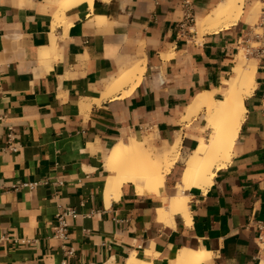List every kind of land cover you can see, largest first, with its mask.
Returning a JSON list of instances; mask_svg holds the SVG:
<instances>
[{
    "label": "crops",
    "instance_id": "0c3cea01",
    "mask_svg": "<svg viewBox=\"0 0 264 264\" xmlns=\"http://www.w3.org/2000/svg\"><path fill=\"white\" fill-rule=\"evenodd\" d=\"M61 1L0 0V264H128L134 252L174 264L180 248L209 252L200 264H263V58L250 57L257 87L230 161L207 190H187L191 222L158 214L183 159L161 195L125 182L105 196L106 158L121 140L160 153L181 139L184 158L208 137L206 108L185 117L201 94L225 99L243 46L264 41V23L251 24L256 0L207 32L193 28L224 0H188L196 21L184 30L185 0H94L56 22ZM135 62L145 65L137 86L104 97L106 82ZM68 209L77 214L58 234Z\"/></svg>",
    "mask_w": 264,
    "mask_h": 264
},
{
    "label": "bare ground",
    "instance_id": "6f19581e",
    "mask_svg": "<svg viewBox=\"0 0 264 264\" xmlns=\"http://www.w3.org/2000/svg\"><path fill=\"white\" fill-rule=\"evenodd\" d=\"M83 3L93 6L94 0H62L60 11L55 16L56 22H62L68 10ZM261 3H263L261 0H256L253 4L252 26L260 23ZM244 12L245 0H224L217 9L199 20L197 27L193 29L200 32L219 31L236 23ZM242 49L238 54L234 75L227 80L229 88L225 99L215 100L212 96L201 94L185 117L190 119L206 108L209 118L207 125L210 130L208 137L203 136L199 140V145L186 158L182 156L181 139L170 149L162 150L160 153H154L136 138L130 141L121 140L113 146L106 158L110 169L105 190L108 201L119 193L125 182H135L161 195V191L166 187L167 174L180 159H184L185 169L182 179L171 196L162 197L163 203L158 208V214L160 219L168 217L174 219L176 215H182L187 222H191L187 190L191 188L207 190L217 170L228 164L247 112L246 97L257 87V62L246 57ZM144 71L145 65L142 62H135L129 68L122 70L112 80L106 82L104 97L116 96L120 91H123L122 95L129 94L141 81ZM127 86H130V89L124 90ZM210 257L209 252L180 248L173 259L174 264H200ZM128 264L153 263L140 259L134 252Z\"/></svg>",
    "mask_w": 264,
    "mask_h": 264
},
{
    "label": "built area",
    "instance_id": "2783aa9c",
    "mask_svg": "<svg viewBox=\"0 0 264 264\" xmlns=\"http://www.w3.org/2000/svg\"><path fill=\"white\" fill-rule=\"evenodd\" d=\"M264 3V0H261ZM185 8H186V15L183 21L180 22V29L184 30L186 28H189L191 25H193L196 21V16L193 12V9L190 7V2L188 0H185ZM264 23V6L262 8V13H261V21L260 24L262 25ZM259 45L254 46L252 43L247 42L246 45L244 46L246 50V54L249 56H254V57H260L264 59V41L263 40H257ZM263 71H264V62H263ZM262 84L264 86V77L262 80ZM261 105L264 108V87L262 91V96H261ZM76 211L74 209H68L65 211H62L59 214V219H60V226L58 227V234H60L64 228L67 226V218L69 216L76 215ZM260 233L257 238V243L259 247L264 249V220L259 221L258 224Z\"/></svg>",
    "mask_w": 264,
    "mask_h": 264
},
{
    "label": "rangeland",
    "instance_id": "374dc122",
    "mask_svg": "<svg viewBox=\"0 0 264 264\" xmlns=\"http://www.w3.org/2000/svg\"><path fill=\"white\" fill-rule=\"evenodd\" d=\"M262 7H263V3H261V7H260V15H261V13H262ZM261 20V19H260ZM260 25V23H258L256 26H259ZM262 31V29H255V33H257V32H261ZM261 34V33H260ZM252 44L254 45V46H258L259 45V43H258V41L257 40H255V41H253L252 42ZM244 47V46H243ZM242 50H244V53H245V55H246V57H249V59H250V57L251 56H249V55H247L246 54V50H245V48L244 49H242ZM254 59V58H253ZM253 59H250V60H253ZM190 154V153H189ZM189 154H187L184 158H186V157H188V155ZM183 161H184V159H183ZM184 163H185V161H184Z\"/></svg>",
    "mask_w": 264,
    "mask_h": 264
}]
</instances>
